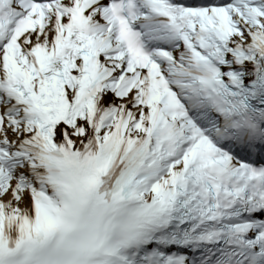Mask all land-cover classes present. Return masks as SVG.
Here are the masks:
<instances>
[{
	"label": "snow or ice",
	"instance_id": "obj_1",
	"mask_svg": "<svg viewBox=\"0 0 264 264\" xmlns=\"http://www.w3.org/2000/svg\"><path fill=\"white\" fill-rule=\"evenodd\" d=\"M0 264H264V0H0Z\"/></svg>",
	"mask_w": 264,
	"mask_h": 264
}]
</instances>
